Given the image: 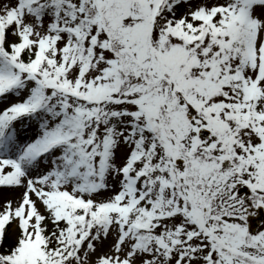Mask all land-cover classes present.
I'll use <instances>...</instances> for the list:
<instances>
[{
  "label": "snow or ice",
  "instance_id": "1",
  "mask_svg": "<svg viewBox=\"0 0 264 264\" xmlns=\"http://www.w3.org/2000/svg\"><path fill=\"white\" fill-rule=\"evenodd\" d=\"M0 264H264V0H0Z\"/></svg>",
  "mask_w": 264,
  "mask_h": 264
}]
</instances>
